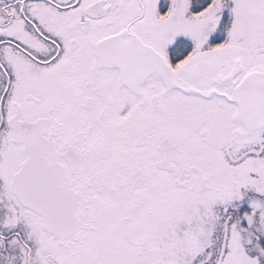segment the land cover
<instances>
[{"label": "snow or ice", "instance_id": "obj_1", "mask_svg": "<svg viewBox=\"0 0 264 264\" xmlns=\"http://www.w3.org/2000/svg\"><path fill=\"white\" fill-rule=\"evenodd\" d=\"M0 264H264V0H0Z\"/></svg>", "mask_w": 264, "mask_h": 264}]
</instances>
